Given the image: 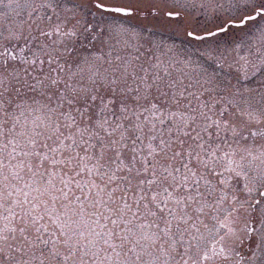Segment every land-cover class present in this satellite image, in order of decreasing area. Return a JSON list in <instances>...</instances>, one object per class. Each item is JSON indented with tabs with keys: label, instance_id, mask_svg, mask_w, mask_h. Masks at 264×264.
Returning <instances> with one entry per match:
<instances>
[{
	"label": "snow or ice",
	"instance_id": "snow-or-ice-1",
	"mask_svg": "<svg viewBox=\"0 0 264 264\" xmlns=\"http://www.w3.org/2000/svg\"><path fill=\"white\" fill-rule=\"evenodd\" d=\"M0 264H264V0H0Z\"/></svg>",
	"mask_w": 264,
	"mask_h": 264
}]
</instances>
